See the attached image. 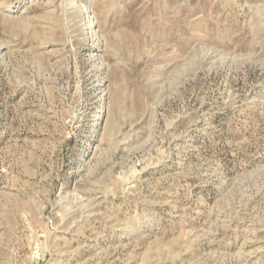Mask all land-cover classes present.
Wrapping results in <instances>:
<instances>
[{
  "label": "rangeland",
  "instance_id": "rangeland-1",
  "mask_svg": "<svg viewBox=\"0 0 264 264\" xmlns=\"http://www.w3.org/2000/svg\"><path fill=\"white\" fill-rule=\"evenodd\" d=\"M0 264H264V0H0Z\"/></svg>",
  "mask_w": 264,
  "mask_h": 264
},
{
  "label": "bare ground",
  "instance_id": "bare-ground-1",
  "mask_svg": "<svg viewBox=\"0 0 264 264\" xmlns=\"http://www.w3.org/2000/svg\"><path fill=\"white\" fill-rule=\"evenodd\" d=\"M83 10H85L86 12V15L85 17H90V14H89V9H88V6L85 4L83 7H82ZM95 23V22H94ZM95 25V24H94ZM88 26H93V22L92 20H90Z\"/></svg>",
  "mask_w": 264,
  "mask_h": 264
}]
</instances>
